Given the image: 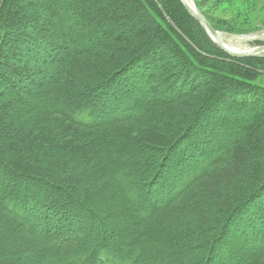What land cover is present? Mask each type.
Masks as SVG:
<instances>
[{
    "label": "trees",
    "instance_id": "16d2710c",
    "mask_svg": "<svg viewBox=\"0 0 264 264\" xmlns=\"http://www.w3.org/2000/svg\"><path fill=\"white\" fill-rule=\"evenodd\" d=\"M99 1L110 7L93 19L88 11ZM192 2L216 31L246 33L220 26ZM78 36L90 46H78ZM39 53L52 59L33 67L23 59ZM206 56L213 59L204 64ZM150 67L167 76L182 68L199 87L170 103L127 101V118L112 114L101 122V88L114 83L125 96L132 89L120 83L138 74L148 83ZM258 71L264 57L226 55L179 0H0V264H220L212 262L213 246L220 257L233 249L220 243L224 229L264 197V133L237 139L240 150H253L243 157L215 155L167 183L151 163L140 166L136 156L129 162L127 154L172 151L191 159L189 145L202 136L197 126L212 125L207 136L218 137L221 121L214 125L204 107L214 88L220 97L244 94L264 105V89L252 83ZM5 94L11 98L2 100ZM132 124L143 131L133 133ZM161 188L165 202L149 201ZM39 204L37 218L31 211ZM118 217L123 239L104 234ZM258 233L250 246H236L240 264H264V229ZM179 243L183 254L176 256Z\"/></svg>",
    "mask_w": 264,
    "mask_h": 264
},
{
    "label": "rangeland",
    "instance_id": "374dc122",
    "mask_svg": "<svg viewBox=\"0 0 264 264\" xmlns=\"http://www.w3.org/2000/svg\"><path fill=\"white\" fill-rule=\"evenodd\" d=\"M200 5L202 8V11L211 18L213 21L217 22L220 26H224L225 24H222L224 21L229 26H233L237 31L246 32L245 34H233L235 32L229 31L224 29L222 33L219 32L223 43L228 47L230 50H233L235 52H243L247 50H251L258 46L264 45V0H199ZM110 6H107L103 4L102 1H99L98 3H95L93 7H90V10L88 12L90 13L91 18L95 19V17L98 15V13L102 12V14L108 13ZM170 22V20H168ZM111 26L115 25L114 22H110ZM172 24V23H171ZM226 24V25H227ZM72 30L75 28L72 26ZM122 34H126V28L123 26H118ZM223 27V28H224ZM179 35V34H178ZM81 36H78V46L81 47H89L91 44L87 43V38L81 40ZM96 38L101 41V43L105 40V35H99L96 36ZM87 47V48H88ZM40 54V55H39ZM37 56L33 54V56H27L24 57V61L29 62L30 66L33 67L36 64L42 65V60H50L52 59L50 55L39 53ZM194 56H196L194 54ZM256 56H262L264 57V53ZM207 61H205L204 64L208 63L210 59H213L210 56H206ZM217 60V59H216ZM159 62H161L159 60ZM221 62V61H219ZM147 64V62H145ZM223 64L226 63V61L222 62ZM160 63H157V67H159V70H163V66H161ZM182 68L173 76H167L162 75V72L159 71L157 74L152 72L148 83L144 84V81L140 78V75L138 74L137 77H133L128 79V81H123L120 83L119 88L125 89L122 87H128L131 88V92H129L127 95L122 96L120 95V91H117V88L115 85H111L108 88H101L102 96L97 101L98 108L97 111V117L101 122H107L111 119L112 114H115L119 116L120 118H127V114L125 112H122V110H125V103L131 102L133 100H139L143 103L147 102H163V103H170L176 101L177 97L179 96H190L191 91L194 88H198L196 80L188 78V76L181 72ZM247 70H249L247 68ZM251 71V70H250ZM36 72V71H35ZM145 73V71L143 70ZM147 73L144 74V76ZM169 75V74H168ZM188 78V79H187ZM207 82L209 81V78H206ZM205 82V81H204ZM254 85L258 86L260 89H264V72L258 71L256 79L252 82ZM201 85V84H200ZM21 90H23V84H20ZM201 87V86H200ZM219 87V84L218 86ZM217 89L214 88V97L213 99L209 100L204 104L205 109L208 108V115L209 118L214 122V125L217 124V122L221 121L219 130L215 133H217L218 137L214 138L213 140H210V138L207 136L208 130L206 129V125L203 127L202 125H199V127H196L197 129H200V135L198 141L193 142V146L190 147L189 145V154H192V158L185 161L184 158L178 159V155L175 152H167L166 154H161L160 152H152L150 153L147 151L141 152L138 149H133L134 151V159L130 157V152L127 154V158L130 161L135 160L136 156V162L138 164H150L149 169L154 168L156 170L157 179L160 180V182H170L172 180H177V177H180L182 179H185L186 176H190L193 174L194 169H197L200 165H203L202 161L205 159H211L215 155H221L225 157L227 154H235L236 157H243L246 153V151H253L249 146H247L246 150H240L239 145L237 144V139L240 136L244 135H253L255 132L258 133H264V125L261 123V120L264 118V105H261L260 103L250 102L244 94H239L236 97H232L230 94L225 96L223 98L220 97L221 94L217 93ZM95 92H98V89H95ZM196 90V89H195ZM123 91V90H122ZM133 91V92H132ZM2 92V91H1ZM122 94V92H121ZM179 94V95H178ZM2 100H5L6 98H11L9 94L2 95ZM221 99V100H220ZM236 99V102H234ZM213 103V106L212 104ZM216 105V109H215ZM212 106V107H211ZM207 111V110H206ZM204 112V111H203ZM205 113V112H204ZM203 113L205 120H209L206 118V115ZM233 114V115H232ZM170 116V115H166ZM131 118V116H129ZM128 117V118H129ZM135 117V115L133 116ZM206 121V122H207ZM222 121H225L222 123ZM153 124H157L160 126V123H156V121H152ZM200 124V122H199ZM225 125V126H222ZM213 125V126H214ZM209 128H213L212 125H207ZM131 131L133 130V133H137L138 131H143L142 127L137 124H132ZM229 127L230 131L227 133V128ZM130 129V128H129ZM221 129V130H220ZM225 130V131H224ZM221 131V133L219 132ZM224 131V132H222ZM139 133V132H138ZM196 133V132H195ZM194 133V134H195ZM203 133H205V136L203 137ZM199 135V134H198ZM199 135V136H200ZM211 135V134H210ZM219 138V139H218ZM225 145V148H222L220 146L221 144ZM219 144V145H218ZM175 145V144H173ZM216 145H218V149L216 150ZM130 151V149L128 148ZM137 150V151H136ZM160 151V150H159ZM174 154V155H173ZM162 157H161V156ZM166 156V157H165ZM141 162V163H140ZM153 169H151V172H154ZM150 172V173H151ZM149 173V174H150ZM158 182V181H156ZM244 182V181H243ZM155 183V182H154ZM157 191V190H156ZM161 191V193H160ZM167 192L165 191V188H161L159 191H157V195L149 196V201L155 200L157 203H164L165 197ZM27 198V203L31 201L30 197ZM151 199V200H150ZM260 201V202H259ZM29 205V204H28ZM39 208L35 209L32 212V215L40 218L43 213L42 204L38 205ZM260 213H264V197L261 200H258V202L251 207L248 206L244 213H240L237 216V223L230 224V227L227 229H224V236L221 239L220 243L224 248L230 249V247H233V249L229 250V254L225 256H218L219 247L216 245L213 246L214 251L212 253V256L214 260L213 263H220V264H235L242 261L239 260V257L235 256L237 255L236 252V246L240 244V242H246L245 245L250 246L252 244V236L253 233L255 236V239H258V232L264 229V220L262 222L258 221V217H260ZM51 219H53L51 217ZM123 218H117V220H114L112 222H109L108 227L105 229L106 232L104 234L112 233V236L114 238L123 239L126 238V229H125V221L122 220ZM250 221H254L255 226H253V229L251 228ZM72 227L75 232H79V228L81 227V221L77 219H73L72 221ZM253 225V224H252ZM194 224H192V227ZM112 230V231H111ZM196 230L194 229V232ZM174 233L177 235L180 234L181 230L180 228H177V230H173ZM256 233V234H255ZM114 234V235H113ZM102 235H98L97 237L100 238ZM251 236V237H250ZM96 236H94L95 238ZM237 241V242H236ZM239 241V242H238ZM175 249H173V254L176 256L182 255L183 253H179V248H181L180 243L178 245H174ZM246 248V247H244ZM218 249V250H217ZM231 250H235L234 254H232ZM216 252V253H215ZM236 252V253H235ZM215 253V254H214Z\"/></svg>",
    "mask_w": 264,
    "mask_h": 264
},
{
    "label": "water",
    "instance_id": "95a60500",
    "mask_svg": "<svg viewBox=\"0 0 264 264\" xmlns=\"http://www.w3.org/2000/svg\"><path fill=\"white\" fill-rule=\"evenodd\" d=\"M180 3L183 5L187 13L194 18L206 31L212 42L220 48L226 55L229 57L235 58V59H242V58H248L256 55H260L264 53V45L255 47L251 50L243 51V52H235L233 50H230L228 47L222 43V40L220 39V34L218 31H216L210 23L205 19V17L196 10V8L193 5L192 0H189V3L187 0H179Z\"/></svg>",
    "mask_w": 264,
    "mask_h": 264
},
{
    "label": "bare ground",
    "instance_id": "6f19581e",
    "mask_svg": "<svg viewBox=\"0 0 264 264\" xmlns=\"http://www.w3.org/2000/svg\"><path fill=\"white\" fill-rule=\"evenodd\" d=\"M187 2L189 3V0H187ZM199 12V11H198ZM220 39L222 40L221 36H220ZM222 43H223V40H222ZM225 45V44H224ZM226 46V45H225ZM233 115V114H232ZM152 178V177H151Z\"/></svg>",
    "mask_w": 264,
    "mask_h": 264
}]
</instances>
